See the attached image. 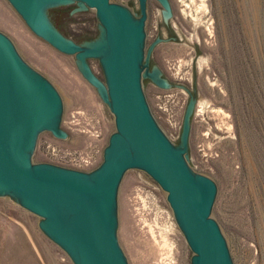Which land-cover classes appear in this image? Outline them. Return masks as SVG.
<instances>
[{"label": "rangeland", "instance_id": "1", "mask_svg": "<svg viewBox=\"0 0 264 264\" xmlns=\"http://www.w3.org/2000/svg\"><path fill=\"white\" fill-rule=\"evenodd\" d=\"M169 1L177 42L161 46L155 63L172 85L193 88L196 94L188 166L216 185L211 218L219 226L232 264H261L264 244L256 240L252 230L247 239L242 223L247 210L256 221L260 216L246 183L244 156L248 149L264 182V0ZM111 2L128 9L134 0ZM71 18L74 23L66 24L69 40L96 35L94 10L73 13ZM0 33L10 39L27 65L55 87L63 104L60 128L67 139L40 133L32 162L83 172L98 167L115 132L114 119L96 89L83 79L75 58L37 38L6 0H0ZM194 50L198 58L192 63ZM88 65L105 86L99 60H88ZM141 85L157 125L173 145H178L188 104L186 91L175 87L162 90L147 79H142ZM47 145L61 152L92 154L95 162L91 168L70 166L50 155ZM116 214V239L127 264H191L192 252L165 193L143 171L125 173L117 192ZM40 221L10 196H0V264H74L39 229Z\"/></svg>", "mask_w": 264, "mask_h": 264}, {"label": "water", "instance_id": "2", "mask_svg": "<svg viewBox=\"0 0 264 264\" xmlns=\"http://www.w3.org/2000/svg\"><path fill=\"white\" fill-rule=\"evenodd\" d=\"M6 1L37 38L75 58L83 79L112 114L115 132L101 164L89 172L34 164L31 159L40 133L67 139L60 128L62 100L55 87L27 65L10 39L0 33V196H10L39 217V229L74 264H127L116 239V197L125 173L138 169L165 193L192 252L191 264H232L219 226L211 218L216 185L195 174L187 163L195 100L191 98L186 106L175 146L157 125L142 91V79L161 89L170 88L157 68L147 69L146 0H138V19L111 0ZM158 1L164 8L163 18L169 19L168 1ZM89 8L96 15V35L69 40L66 24L74 23L71 15ZM91 59L99 60L105 86L91 71Z\"/></svg>", "mask_w": 264, "mask_h": 264}, {"label": "flooded vegetation", "instance_id": "3", "mask_svg": "<svg viewBox=\"0 0 264 264\" xmlns=\"http://www.w3.org/2000/svg\"><path fill=\"white\" fill-rule=\"evenodd\" d=\"M167 1L169 3L171 14H172L169 19L163 18L162 10H164V8L158 0H146V3H145V8H146L145 40L147 37L146 32L148 31V28L150 26V29H149L150 35L148 36L149 37L148 44L146 45V51H145L146 57L148 55V52L150 51L148 62H147V69L148 71H152L153 68H157L161 72L162 78H164L170 84L169 89L174 88V87L175 88L184 87L188 95V102H189L191 98L195 100L196 94L194 92V89L193 88L189 89L182 84L172 85L169 82V80L164 77L160 66L155 63L158 61L157 56H160L161 54L159 53V49L161 48V46L166 45L171 42H174V43L177 42V36L175 35L176 31L172 30V27L174 26L171 24V21L173 18L172 7L170 4V1L169 0ZM128 10L134 18L136 19L140 18V4L138 0H134L133 4L131 5V7L128 8ZM197 58H198V52L194 50L192 58H191L192 63H194L193 61L196 60ZM147 80L151 84H153L149 79ZM153 85L157 87L155 84ZM169 89H162V90H169ZM175 146H178V145H175Z\"/></svg>", "mask_w": 264, "mask_h": 264}, {"label": "bare ground", "instance_id": "4", "mask_svg": "<svg viewBox=\"0 0 264 264\" xmlns=\"http://www.w3.org/2000/svg\"><path fill=\"white\" fill-rule=\"evenodd\" d=\"M245 167L247 170L246 183L248 185V191L254 196L257 209L259 211V221L253 219L252 214L248 212L244 214L245 221L242 223L247 239L251 238L250 231L252 230L256 240H261L264 244V217L261 216L262 208H264L263 202V191H264V182L263 175H261L259 169L256 167L255 162L250 154V151L245 152ZM261 264H264V259H261Z\"/></svg>", "mask_w": 264, "mask_h": 264}, {"label": "built area", "instance_id": "5", "mask_svg": "<svg viewBox=\"0 0 264 264\" xmlns=\"http://www.w3.org/2000/svg\"><path fill=\"white\" fill-rule=\"evenodd\" d=\"M46 149L50 155L58 158L61 162H65L70 166L75 165L80 168H91L95 162V156L92 154L76 155L66 151L61 152L51 145H47ZM90 170H92V168Z\"/></svg>", "mask_w": 264, "mask_h": 264}]
</instances>
